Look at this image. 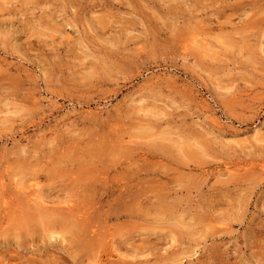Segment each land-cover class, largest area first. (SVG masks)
<instances>
[{"label":"rangeland","instance_id":"rangeland-1","mask_svg":"<svg viewBox=\"0 0 264 264\" xmlns=\"http://www.w3.org/2000/svg\"><path fill=\"white\" fill-rule=\"evenodd\" d=\"M0 264H264V0H0Z\"/></svg>","mask_w":264,"mask_h":264},{"label":"bare ground","instance_id":"bare-ground-1","mask_svg":"<svg viewBox=\"0 0 264 264\" xmlns=\"http://www.w3.org/2000/svg\"><path fill=\"white\" fill-rule=\"evenodd\" d=\"M34 197H35V199H33V201H34V203L36 204V206H39V207H42V205H44L45 204V202L42 200V199H39L38 200V195H33ZM31 200V199H30ZM32 201V200H31ZM45 208L46 207H44V209H42V211L43 210H45ZM40 209V208H39ZM37 211H38V209H37ZM46 211V210H45ZM47 212V211H46ZM33 213V212H32ZM41 213V212H40ZM44 214V213H43ZM56 214V213H55ZM59 214V213H58ZM72 214V213H71ZM33 215V214H32ZM37 215H39V214H36L35 216H37ZM48 215H51V213H49ZM55 216V215H54ZM59 217H60V215H58ZM55 217H57V216H55ZM44 218H45V216H44ZM54 218V217H53ZM71 218V217H70ZM69 218V219H70ZM46 219H47V215H46ZM54 220V219H53ZM52 220V221H53ZM66 220V219H65ZM55 222V221H54ZM74 225V224H73Z\"/></svg>","mask_w":264,"mask_h":264}]
</instances>
